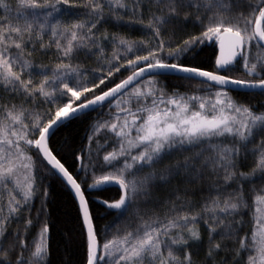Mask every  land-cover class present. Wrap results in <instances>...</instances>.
Wrapping results in <instances>:
<instances>
[{
    "label": "snow or ice",
    "instance_id": "snow-or-ice-1",
    "mask_svg": "<svg viewBox=\"0 0 264 264\" xmlns=\"http://www.w3.org/2000/svg\"><path fill=\"white\" fill-rule=\"evenodd\" d=\"M257 95L264 0H0V264H54L53 182L80 237L55 264H264Z\"/></svg>",
    "mask_w": 264,
    "mask_h": 264
},
{
    "label": "trees",
    "instance_id": "trees-1",
    "mask_svg": "<svg viewBox=\"0 0 264 264\" xmlns=\"http://www.w3.org/2000/svg\"><path fill=\"white\" fill-rule=\"evenodd\" d=\"M110 30L114 31L115 29ZM121 31H125V29H121ZM139 35L140 33L136 31L132 33L133 38L138 37ZM212 50L213 44L210 43L202 56L210 54ZM42 59L47 62L49 58L42 57ZM123 75H127V72H123ZM168 83L172 84L174 81L169 80ZM256 101L264 103V97L257 95L253 102L255 103ZM94 115L95 113L90 114V116ZM89 122L90 120L87 118L82 121H73L66 129L61 130L56 138V146L63 147L65 140H67L70 145V147L64 148L62 153L70 168H74V158L71 155V152L75 150L78 153L80 148L87 144L86 130ZM85 155L87 154L85 153ZM50 192V205L52 209L51 243L56 250L53 256L54 264L61 259L66 262L78 261L80 258L79 226L76 221L75 210L71 205V199L67 192L56 182L52 183ZM97 195H100L102 198H118V188L110 187L102 193L93 192L89 195V199L92 201L93 214L97 217L96 222L102 227L105 223L113 219L114 213L105 215L104 209L96 202Z\"/></svg>",
    "mask_w": 264,
    "mask_h": 264
},
{
    "label": "water",
    "instance_id": "water-1",
    "mask_svg": "<svg viewBox=\"0 0 264 264\" xmlns=\"http://www.w3.org/2000/svg\"><path fill=\"white\" fill-rule=\"evenodd\" d=\"M117 188V187H116Z\"/></svg>",
    "mask_w": 264,
    "mask_h": 264
}]
</instances>
